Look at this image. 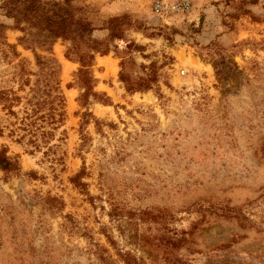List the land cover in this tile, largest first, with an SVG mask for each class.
<instances>
[{
    "label": "rangeland",
    "instance_id": "rangeland-1",
    "mask_svg": "<svg viewBox=\"0 0 264 264\" xmlns=\"http://www.w3.org/2000/svg\"><path fill=\"white\" fill-rule=\"evenodd\" d=\"M73 1L98 28L123 14L150 28L127 37L145 46L138 65L161 67L160 82L128 93L120 57L98 55L99 96L84 106L70 44L21 42L25 33L0 17V92L20 98L18 119L0 106V150L22 169L0 171V264H125L119 253L138 264H264L262 5L236 18L231 0H189L182 14L157 13L158 0ZM52 71L63 122L25 127ZM40 107L37 118L49 116ZM78 174L86 186L72 182ZM147 211L162 219L130 218Z\"/></svg>",
    "mask_w": 264,
    "mask_h": 264
},
{
    "label": "trees",
    "instance_id": "trees-1",
    "mask_svg": "<svg viewBox=\"0 0 264 264\" xmlns=\"http://www.w3.org/2000/svg\"><path fill=\"white\" fill-rule=\"evenodd\" d=\"M231 1L237 7L236 18L241 15H253L248 8L251 6L262 5L264 9V0ZM73 3V0H0V17L12 20L14 29L25 33V37L20 39L21 42L38 43L44 47L46 46L48 51H51V47L58 40L70 44L66 56L68 59H73L80 64L78 80L80 85L86 90L84 95H82L84 106L89 104L91 96L94 99L99 96L93 93L95 79L92 75V68L95 65L97 56H106L112 51L121 59L122 71L120 80L125 84L128 93L146 92L158 86L161 67L157 62H152L148 66L138 65L133 55L135 53H144L145 46L127 37V32L131 30L149 36L145 31H147L146 29L150 30V28L144 27L142 22H139L136 18L134 19L129 14L112 17L107 26L98 28L93 20L83 12V9ZM7 29L8 27L0 19V37H4ZM97 31H106L107 35L99 38L95 35ZM173 32L176 33L177 31L174 29ZM196 33H200V30H196ZM37 36H44L45 40L37 39ZM28 49H33V47H28ZM36 59L40 66L42 64L41 57L37 55ZM50 62L46 60V63H44L49 65ZM52 62L55 63L54 60ZM134 69L138 71L134 72ZM56 76L57 72L55 71H52L49 75L47 84L49 90L43 91V94L47 96V100L45 99L43 102L31 105L32 107L35 106V108L40 105V109L49 110V116L37 118L41 111L32 108V114L26 113V117L23 120L25 127H36L35 124L38 119L48 122L50 125H58L63 122L64 114L57 113L60 106H63L64 99L62 95H59L60 89L56 85ZM19 102V97L11 98L7 93L0 92V106H3L4 110H9L10 115L17 119L18 113L13 111V108ZM57 116L60 119H57ZM91 117L90 113L84 114L83 125L89 124V118ZM29 120L30 123L27 124ZM44 135H50V133ZM8 153L9 150L6 147L0 150V171L7 176L19 175L22 170L20 157L19 155L11 156ZM80 180L81 174H78L73 178L72 182L78 187L86 186ZM111 216L113 219H119L121 223L124 222L125 215L119 209H113ZM130 218L150 219L152 221L162 219L160 215L152 211L134 214ZM119 255L125 264H138V260L129 253H119Z\"/></svg>",
    "mask_w": 264,
    "mask_h": 264
},
{
    "label": "built area",
    "instance_id": "built-area-1",
    "mask_svg": "<svg viewBox=\"0 0 264 264\" xmlns=\"http://www.w3.org/2000/svg\"><path fill=\"white\" fill-rule=\"evenodd\" d=\"M191 9V2L189 0H183L173 5H167L162 0H158L154 6V10L157 13L174 12L178 14L186 13Z\"/></svg>",
    "mask_w": 264,
    "mask_h": 264
},
{
    "label": "crops",
    "instance_id": "crops-1",
    "mask_svg": "<svg viewBox=\"0 0 264 264\" xmlns=\"http://www.w3.org/2000/svg\"><path fill=\"white\" fill-rule=\"evenodd\" d=\"M101 32H103L104 35H100ZM105 32H106V31H99V32L97 31V32L95 33V35L98 34V35H96L97 37H105V36L107 35V32H106V33H105Z\"/></svg>",
    "mask_w": 264,
    "mask_h": 264
}]
</instances>
